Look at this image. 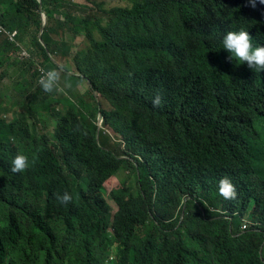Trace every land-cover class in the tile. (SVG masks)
I'll return each instance as SVG.
<instances>
[{"label": "trees", "instance_id": "16d2710c", "mask_svg": "<svg viewBox=\"0 0 264 264\" xmlns=\"http://www.w3.org/2000/svg\"><path fill=\"white\" fill-rule=\"evenodd\" d=\"M131 1L81 5L101 14L92 15L72 0H0V23L17 31L13 39L0 32V264H123L142 255L163 264L169 252L183 264H264V72L220 52L227 31L264 45V4ZM73 18L124 23L128 41L116 53L108 40L70 54L63 38ZM40 68L56 69L62 87L43 91ZM83 79L89 90L75 95ZM58 103L50 117L39 106ZM247 144L260 148L257 157H247ZM16 154L27 166L11 173ZM120 171L130 176L111 191L112 206L105 183ZM225 176L233 199L216 191ZM65 191L72 199L62 205L56 196ZM140 210L163 227L142 243L132 219Z\"/></svg>", "mask_w": 264, "mask_h": 264}, {"label": "clouds", "instance_id": "9594fccd", "mask_svg": "<svg viewBox=\"0 0 264 264\" xmlns=\"http://www.w3.org/2000/svg\"><path fill=\"white\" fill-rule=\"evenodd\" d=\"M38 1L41 3V0H38ZM72 1L79 4V6L76 8V10L78 11H82V12L89 13L92 15H95V14L101 15L97 11H89L87 10V8L81 6V5H91L92 0H85V1L72 0ZM93 1H98V0H93ZM124 1H125V4L121 6H111L108 8L106 6L105 7L107 9L113 8V7L126 8V7H130L131 2H133L131 0H124ZM248 2L251 6L254 7L256 0H248ZM259 2L261 4H264V0H259ZM46 21H47V16L44 10H42V25L43 26H45ZM0 32L6 33L7 35L10 36L11 39H13V37L16 36L17 34V31H14L12 34H9L3 28L1 23H0ZM127 34H128V28L126 27L124 23H115V24L102 23L100 24V23L93 22L86 18H73V19H70L69 29L65 31V36L63 40L69 46L68 53L70 54H75L82 48H85V45H90V43L94 44V43L99 42L97 43V45H101L100 41L105 44L106 41L108 40L109 41L111 40L113 44L115 45L114 52L116 53V52L122 51L124 42L128 41ZM118 35H122V37H119ZM77 37L81 38V42L79 43V48L75 49L76 47L74 45V42ZM221 45L222 46H221L220 52L222 53L225 59L229 55L228 58L230 60H234L238 64L246 63V66L249 69L256 70L259 72H264V45L253 47L250 41V36H249L248 31H245L243 29H240L237 31H227L226 33L223 34L221 38ZM207 55H208V58H210V50L207 52ZM52 60L53 62L58 63V61L53 55H52ZM67 60L70 61L71 64L75 66V64L72 63L71 60L69 59ZM64 67H66V65ZM66 70H67V73H69L70 75H75V76L80 75L77 70H76V73H70L67 67H66ZM38 71H39V80H38L37 85H39L43 91L51 92L55 88L56 83H57L56 81L58 80L57 70L56 69L46 70V69L40 68ZM83 81L86 83V86H87L86 90H84L83 92H86L89 90L90 84H89V81L86 79H83ZM74 93L75 95L79 94L78 92H75V91ZM152 103L154 105L159 104L160 103L159 96H157L152 101ZM39 106L42 112L48 111L49 113L52 110H53L52 114H57L60 112L59 110L53 109L54 105L50 106V109L49 108L46 109V106L44 104H41ZM8 116L13 117L10 114H8ZM98 123L100 126L97 129V135L103 123V117L101 114H99L98 116L97 124ZM246 147H247L246 155L249 159L252 157H257V154L260 149L259 147H257L256 149L257 152L254 150L256 146L252 145L251 147V145L247 144ZM263 151L264 150L262 149L261 152ZM26 166H27V157L23 154H16L15 156H13L11 160L9 171L11 173H18L24 170ZM121 173H124L126 175V178L121 179L119 181V177ZM129 176L130 175L127 171H123V172L120 171L115 177L109 179L105 183L106 191H104V198L108 202L109 200L113 202V205L109 202L110 205L116 206L115 201L111 197V191L119 188L124 182L128 180ZM216 191L221 197H223L226 200L233 199L236 196L235 187L232 184L231 180L226 176L221 177L216 182ZM56 199L60 204L66 205L71 201L72 197L67 191H65L62 194L57 195ZM132 219H135L139 225H142L143 236L140 240V243L145 242L149 234L155 232L156 230H160L163 228L162 225L158 224V221H160V219L155 220L151 218L148 214H146L144 211H141V210L134 212ZM250 226H251V223L249 225V223L246 222L242 226V232L244 233L248 232V230L251 228ZM113 232L114 234H121V231L119 229H114ZM169 253H170L169 257H164L161 259L163 264H183V261H180L181 260L180 257H177L172 252H169ZM261 253L263 254L264 252H261ZM123 264H152V261L150 260L148 256L142 255L136 258H130L126 260V262H123Z\"/></svg>", "mask_w": 264, "mask_h": 264}, {"label": "rangeland", "instance_id": "374dc122", "mask_svg": "<svg viewBox=\"0 0 264 264\" xmlns=\"http://www.w3.org/2000/svg\"><path fill=\"white\" fill-rule=\"evenodd\" d=\"M74 1H76V0H74ZM78 1H85V0H78ZM98 1H100V2H102V3H104V4H106L105 6L108 8V7H111V6H121V5H123V4H125V1L124 0H98ZM41 14H42V12H41ZM81 42V38H76V40H75V42H74V45H75V49H78L79 48V43ZM18 57H20V58H22V59H26L27 58V56H28V54H27V52L26 51H20V52H18L17 54H16ZM56 58V60L60 63V64H62V65H66V67L69 69L68 71L70 72V73H76V68H75V66L73 65V64H71V62L70 61H68L67 60V58L66 57H63V56H56L55 57ZM1 71V70H0ZM6 80H7V78H6ZM5 80V81H6ZM6 83V85L7 86H10V81H7V82H5ZM5 85V84H4ZM59 86H61L60 85V83H59ZM62 87V86H61ZM79 87H81V88H79ZM86 88H87V86H86V83L84 82V81H81V82H79L78 83V85H77V92L79 93V94H83L84 92V90H86ZM4 88L2 87V89L1 90H3ZM59 91H63V92H65L64 91V89H62V88H59ZM66 93V92H65ZM56 102H58V101H56ZM47 108H49L50 109V106H47ZM61 108H62V104H60V103H58L57 105H54L53 106V109L54 110H61ZM52 113H53V110L52 111H50L49 113H45V112H43V114H45L46 115V117H50V116H52ZM15 115L13 114V117H14ZM26 115H24L23 117H25ZM29 121H30V123L32 124V126L34 127V124L31 122V120L29 119ZM114 140L116 141V142H118L119 141V138L117 137V136H114ZM115 147V144H114V142H113V144H110L109 145V148H114ZM126 178V175L124 174V173H121L120 174V177H119V181L121 180V179H125ZM109 202L113 205V202L111 201V200H109Z\"/></svg>", "mask_w": 264, "mask_h": 264}, {"label": "bare ground", "instance_id": "6f19581e", "mask_svg": "<svg viewBox=\"0 0 264 264\" xmlns=\"http://www.w3.org/2000/svg\"><path fill=\"white\" fill-rule=\"evenodd\" d=\"M4 26V25H3ZM13 33V32H12ZM264 35V34H263ZM8 37V36H7ZM10 37V36H9ZM223 59V58H222ZM224 60V59H223ZM10 64V63H9ZM17 67V66H16ZM20 67V66H19ZM36 78V77H35ZM59 98H61V97H59ZM35 104V103H34ZM141 106H142V104H141ZM63 108V107H62ZM15 111V110H14ZM21 112V111H20ZM10 114V113H9ZM13 114V113H12ZM22 115H23V113H22ZM13 116V115H12ZM6 116H4V118H5ZM6 118H8V117H6ZM5 120V119H4Z\"/></svg>", "mask_w": 264, "mask_h": 264}, {"label": "water", "instance_id": "95a60500", "mask_svg": "<svg viewBox=\"0 0 264 264\" xmlns=\"http://www.w3.org/2000/svg\"><path fill=\"white\" fill-rule=\"evenodd\" d=\"M99 126H100V125H99V123H98V128H99Z\"/></svg>", "mask_w": 264, "mask_h": 264}]
</instances>
